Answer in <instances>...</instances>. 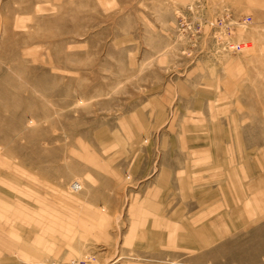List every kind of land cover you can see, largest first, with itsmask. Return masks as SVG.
Returning <instances> with one entry per match:
<instances>
[{
	"label": "rangeland",
	"instance_id": "1",
	"mask_svg": "<svg viewBox=\"0 0 264 264\" xmlns=\"http://www.w3.org/2000/svg\"><path fill=\"white\" fill-rule=\"evenodd\" d=\"M73 259L264 264V0H0V264Z\"/></svg>",
	"mask_w": 264,
	"mask_h": 264
},
{
	"label": "built area",
	"instance_id": "2",
	"mask_svg": "<svg viewBox=\"0 0 264 264\" xmlns=\"http://www.w3.org/2000/svg\"><path fill=\"white\" fill-rule=\"evenodd\" d=\"M194 7L195 5H190L189 8L193 10ZM224 17L225 16H220V17H216L213 20L208 21L207 23L208 28L212 30L215 27L223 28V27L229 26L226 24L227 22H225ZM249 23H251V17L248 15V16L238 19L237 21H231L229 24L233 26V24L246 25ZM228 47L233 52H243V51L245 52L250 48V44L248 41H243V42L236 41V42L230 43ZM71 188H72V191H78L82 188V186L78 182H73ZM50 264H59V263L53 261V262H50ZM66 264H83V263L73 259L67 262Z\"/></svg>",
	"mask_w": 264,
	"mask_h": 264
}]
</instances>
